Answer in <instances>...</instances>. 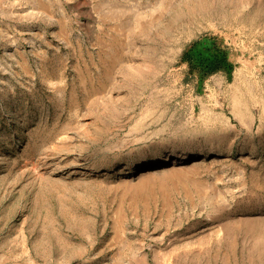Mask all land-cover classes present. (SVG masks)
<instances>
[{
    "label": "rangeland",
    "instance_id": "374dc122",
    "mask_svg": "<svg viewBox=\"0 0 264 264\" xmlns=\"http://www.w3.org/2000/svg\"><path fill=\"white\" fill-rule=\"evenodd\" d=\"M0 264H264V0H0Z\"/></svg>",
    "mask_w": 264,
    "mask_h": 264
},
{
    "label": "bare ground",
    "instance_id": "6f19581e",
    "mask_svg": "<svg viewBox=\"0 0 264 264\" xmlns=\"http://www.w3.org/2000/svg\"><path fill=\"white\" fill-rule=\"evenodd\" d=\"M190 157L189 156H187V155H182L181 157H180V161L179 162H182V161H184V160H187V159H189Z\"/></svg>",
    "mask_w": 264,
    "mask_h": 264
},
{
    "label": "trees",
    "instance_id": "16d2710c",
    "mask_svg": "<svg viewBox=\"0 0 264 264\" xmlns=\"http://www.w3.org/2000/svg\"><path fill=\"white\" fill-rule=\"evenodd\" d=\"M221 59H223L225 61V56H223Z\"/></svg>",
    "mask_w": 264,
    "mask_h": 264
}]
</instances>
